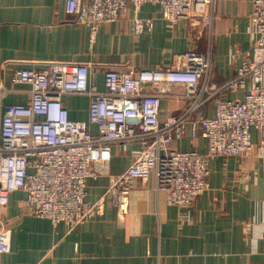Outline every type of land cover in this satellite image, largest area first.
<instances>
[{
  "label": "crops",
  "instance_id": "crops-1",
  "mask_svg": "<svg viewBox=\"0 0 264 264\" xmlns=\"http://www.w3.org/2000/svg\"><path fill=\"white\" fill-rule=\"evenodd\" d=\"M66 0H0V81L6 93L1 104H25L29 86L14 85L15 70L41 68L52 61L90 64L89 84L104 89L107 66L167 69L207 68L201 83L221 85L250 57L254 44L250 23L252 0H214L211 28L188 19L169 25L158 5L143 4L137 17L152 28L133 31L134 12L97 27L93 40L87 26L65 13ZM246 90L226 91L227 99H243ZM69 118L88 119L89 97L62 96ZM159 117L182 114L186 101L162 97ZM214 114L212 104L199 113ZM92 134L96 126L89 125ZM174 150L207 151L189 126L170 143ZM140 151L133 140L111 146L110 160L95 166L98 175L86 180V202L103 198L99 215L75 227L24 214L22 191L13 192L1 221L10 231V250L0 264H264V134L251 130L243 157L208 160L204 193L189 206L169 201L153 173L135 179L126 214H119L106 194L111 177L124 172Z\"/></svg>",
  "mask_w": 264,
  "mask_h": 264
},
{
  "label": "built area",
  "instance_id": "built-area-1",
  "mask_svg": "<svg viewBox=\"0 0 264 264\" xmlns=\"http://www.w3.org/2000/svg\"><path fill=\"white\" fill-rule=\"evenodd\" d=\"M147 3L158 5L169 25L180 19L208 28L213 23L214 0H66L65 13L87 26L93 40L100 24L120 20L130 4L138 36L153 25L137 17L139 7ZM250 23L251 55L221 85L201 83L208 67L181 65H106L102 91L89 84L90 64L52 61L41 68L15 70L12 84L30 89L25 104L0 101V211L13 192L22 191L28 216L71 227L86 222L103 209V198L86 202V180L98 175L95 166L110 160L112 144L133 140L140 144L138 155L124 172L111 177L106 191L119 214L127 213L133 180H145L151 173L172 204H192L207 188L210 158L243 157L249 152L251 130L264 134V0H252ZM237 90H246L243 99L224 97V92ZM5 93L0 81V100ZM65 94L89 97L87 122L69 118L62 101ZM165 96L186 101L182 114L160 119ZM209 103L213 116L200 115ZM90 124L96 126V134ZM187 126L193 138L205 140V154L170 148ZM9 250L10 231L0 220V255Z\"/></svg>",
  "mask_w": 264,
  "mask_h": 264
}]
</instances>
